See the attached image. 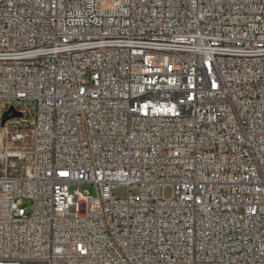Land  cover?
I'll return each mask as SVG.
<instances>
[{
  "label": "built area",
  "instance_id": "built-area-1",
  "mask_svg": "<svg viewBox=\"0 0 264 264\" xmlns=\"http://www.w3.org/2000/svg\"><path fill=\"white\" fill-rule=\"evenodd\" d=\"M2 101L0 264H264V0H0Z\"/></svg>",
  "mask_w": 264,
  "mask_h": 264
},
{
  "label": "rangeland",
  "instance_id": "rangeland-1",
  "mask_svg": "<svg viewBox=\"0 0 264 264\" xmlns=\"http://www.w3.org/2000/svg\"><path fill=\"white\" fill-rule=\"evenodd\" d=\"M19 104L20 103H16V105H19ZM21 105H23V104H21ZM4 107H5V103L3 101L0 102V112L4 109ZM23 108H26V105H24ZM30 119H32V115H30ZM79 189L82 191H88L91 195H95V190H94L92 185H88V184L81 185L79 187ZM117 195L120 198H125L127 196V190L126 189H119L117 191ZM163 197L168 199V200L174 199L175 198L174 188L172 186H166L163 189Z\"/></svg>",
  "mask_w": 264,
  "mask_h": 264
},
{
  "label": "water",
  "instance_id": "water-1",
  "mask_svg": "<svg viewBox=\"0 0 264 264\" xmlns=\"http://www.w3.org/2000/svg\"><path fill=\"white\" fill-rule=\"evenodd\" d=\"M22 115L18 112H16L13 108H11L9 111H7L4 116H3V119H2V123H1V127H4L5 124L14 119V118H21Z\"/></svg>",
  "mask_w": 264,
  "mask_h": 264
}]
</instances>
